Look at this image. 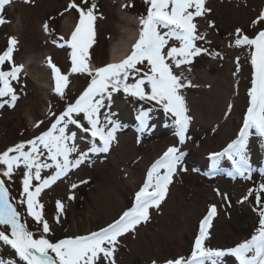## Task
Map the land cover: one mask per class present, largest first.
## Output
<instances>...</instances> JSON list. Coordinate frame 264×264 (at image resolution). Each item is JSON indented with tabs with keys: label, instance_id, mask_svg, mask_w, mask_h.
I'll return each instance as SVG.
<instances>
[{
	"label": "rangeland",
	"instance_id": "374dc122",
	"mask_svg": "<svg viewBox=\"0 0 264 264\" xmlns=\"http://www.w3.org/2000/svg\"><path fill=\"white\" fill-rule=\"evenodd\" d=\"M69 2L11 0L0 12L5 21L0 23V54L8 48L9 37L16 40L11 62L5 60L0 64V71H10L13 65L23 67L29 64L28 70L35 73L46 66L50 76V83L48 78L47 85L41 86L21 70L18 78L10 81L17 100L13 107L8 104L0 107V153L48 130L54 116L59 115L68 103L74 102L91 80L87 73L69 74L71 49L64 40L70 38L79 19L75 9H68ZM76 2L85 6L84 0ZM93 2L96 4V20L95 42L89 49L91 69L110 63L111 43L120 39L123 28L139 31V18L147 15L149 7L145 0H87V6ZM205 8L209 11L195 18L198 32L204 34V39L195 43L206 51L194 57L190 64L174 68L177 75L182 72L186 78L187 86L180 89V94L184 97L187 114L192 118L185 142L179 143L171 114L165 113L154 101L140 100L122 89L114 92L110 109L101 110L115 113L113 119L121 125L109 151L90 153L82 164L42 189L37 197L43 205V217L51 228L44 234L46 238L55 242L67 236L88 235L118 219L131 207L148 168L169 146H177L185 153L183 163L188 170L173 176L160 205L149 209L147 221L118 237L113 253L115 264H153L154 261L165 264L169 259L188 257L199 234L200 221L210 204L216 205L217 213L208 228L205 247L231 248L257 233L259 215L254 211L258 207L255 193L247 200L242 198L250 188L255 189L264 182V142L255 137L249 139L251 179L228 175L232 166L226 157L221 159L220 170L212 174L209 154L222 151L237 137L242 127L248 106L252 66L250 48L234 46L235 30L240 28L250 38L264 30V20L252 23L264 10V0H205ZM123 12L132 17H124ZM45 23L48 31L44 29ZM61 36L64 40L58 39ZM168 46L179 47V41L171 40ZM49 58L62 74L68 75L64 98L54 91L55 80ZM138 67L141 72L147 70L146 62ZM134 79L130 76L128 82L133 83ZM5 100H10V97H0V103ZM230 103L232 108L229 111ZM141 109H151L149 129L144 131H138L139 122L136 120ZM69 131L77 132L75 143L80 151H86L93 143L90 134L82 133L75 126L70 125ZM82 136L83 139L80 138ZM151 136L155 137L150 139ZM151 141H163L164 145L155 150L148 145ZM28 147L25 143L24 150L27 151ZM76 155L72 153L70 158L74 159ZM42 160L51 163L46 155ZM6 167L0 165V179L5 181L10 202L28 230L38 238L42 226L27 215L26 204H20L24 198L21 194L25 168L23 164L15 167L9 179L2 175ZM126 168L131 172H126ZM54 172V167L42 168L40 175L43 179ZM132 175L136 178H131ZM40 183L33 179L30 190L34 191ZM73 184L75 188L71 187ZM217 189L221 194L226 193L228 200L217 195ZM58 200L63 204V210L59 212L56 208ZM5 227L0 226V229ZM224 260L225 264H238L230 254ZM0 264L24 262L14 249L0 242ZM99 264H109V261L101 259Z\"/></svg>",
	"mask_w": 264,
	"mask_h": 264
},
{
	"label": "snow or ice",
	"instance_id": "6c2138e0",
	"mask_svg": "<svg viewBox=\"0 0 264 264\" xmlns=\"http://www.w3.org/2000/svg\"><path fill=\"white\" fill-rule=\"evenodd\" d=\"M10 2L11 0H0V10ZM145 3L149 4L147 15L139 18L141 25L139 36L132 44L130 53L118 62L95 69L89 67L88 61L89 49L95 42L96 4L93 2L91 6H87V0H84V7L76 0H70L68 4V9H75L79 13V19L69 39L64 40L62 36L58 39L64 40V44L71 49L69 74L87 73L91 80L74 102L68 103L59 115L54 116V122L48 130L0 153V165L7 166L2 172L4 177L10 179L15 167L23 164L25 171L21 195L24 198L20 204H26L27 215L42 226L41 234L36 238L34 233L28 230L26 223L22 222L20 213L10 202L5 181L0 179V226H6L0 229V242L14 249L24 264H99L101 259L109 261V264H115L113 253L118 237L134 230L142 221H147L149 209L160 205L173 176L188 170L183 163L185 153L177 146H169L148 168L143 184L135 192L131 207L123 211L119 218L107 227L88 235L67 236L55 242L44 235L49 233L51 228L43 217V205L39 203L37 197L42 189L66 175L70 169L82 164L90 153L109 151L111 143L116 139L115 133L121 125L118 120L113 119L115 113L101 110L110 109L114 92L122 89L124 93L140 100L154 101L165 113L171 114L176 128L175 135L180 144L185 142V134L192 118L187 114L184 97L180 94V89L187 86L186 78L182 72L177 75L174 68L180 69L183 65L190 64L194 57L206 51L195 43L204 39V34L198 32L195 18L203 16L209 9L205 8V0H145ZM261 20H264V10L252 23L256 24ZM4 22L0 16V23ZM44 29L48 31L47 23ZM235 32L234 46L246 45L250 48L252 73L251 87L247 91L248 106L237 137L222 151L210 153L209 160L212 174L220 170L221 159L226 157L232 166V171L228 175L251 179L249 139L255 137L264 142V30H260L252 38L243 34L240 28ZM171 40L179 41V47L168 46ZM15 44V38L9 37L8 48L0 54V64L5 60L11 62ZM64 44L58 46L63 47ZM145 62L147 70L141 72L138 65ZM48 63L55 80L54 91L64 98L65 88L69 83L68 75L62 74L60 69L52 64L50 58ZM21 69L22 65H13L10 71H0V97H10V100L0 103V107L4 104H8L9 107L15 105L17 96L10 81L18 78ZM130 76L135 78L133 83L128 82ZM231 108L230 103L229 111ZM150 111L151 109L139 110L136 115L139 122L138 131L149 129ZM70 125L84 134H90L93 143L86 151L78 149L75 143L77 132L69 131ZM25 143L29 145L27 151L24 150ZM72 153H77L74 159L70 158ZM45 155L51 163L42 160ZM50 167L55 168L54 174L42 179L41 169ZM33 179L41 181L35 186L34 191L30 190L33 187ZM71 187L75 188L76 185L73 184ZM216 192L217 195H222L225 201L228 200L226 193L221 194L218 189ZM253 193L258 206L254 211H258L259 215V228L256 234L231 248L205 247L208 228L217 213L216 205L210 204L207 214L200 221L199 234L195 237L191 254L188 257L169 259L165 264H225L224 258L229 254L238 261V264H264V199H262L264 182L255 189L250 188L242 199L247 200ZM56 208L58 212L63 210V204L59 200L56 202Z\"/></svg>",
	"mask_w": 264,
	"mask_h": 264
},
{
	"label": "bare ground",
	"instance_id": "6f19581e",
	"mask_svg": "<svg viewBox=\"0 0 264 264\" xmlns=\"http://www.w3.org/2000/svg\"><path fill=\"white\" fill-rule=\"evenodd\" d=\"M124 17L129 18L132 17V15L127 14L126 12H123ZM67 29L69 28L68 25H66ZM121 36L120 39L116 42L111 43V48H110V58H111V63L113 62H117L120 59L124 58L126 55L129 54V52L131 51V46L132 44L135 43L136 39L138 38L139 35V31H132L131 29H125L123 28V30L121 31ZM29 64L26 65L24 64V66L22 67L23 72L29 74V76L33 79H35V81L38 82L39 85L41 86H45L47 85L46 83L48 82V78H49V83H50V76L48 74V70L46 68V66H43L38 73L32 72L30 70H28ZM52 88V87H50ZM152 137L155 136H151L150 139H152ZM147 145V144H146ZM148 145H150L152 148H154L155 150H160L161 147L164 145L163 141H151V143H149ZM126 172H131L130 169H125ZM131 178H136L134 175H132Z\"/></svg>",
	"mask_w": 264,
	"mask_h": 264
}]
</instances>
